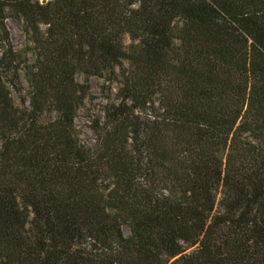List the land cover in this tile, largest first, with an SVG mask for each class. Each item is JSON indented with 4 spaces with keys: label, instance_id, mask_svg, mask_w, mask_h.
<instances>
[{
    "label": "trees",
    "instance_id": "1",
    "mask_svg": "<svg viewBox=\"0 0 264 264\" xmlns=\"http://www.w3.org/2000/svg\"><path fill=\"white\" fill-rule=\"evenodd\" d=\"M0 264H264V0H0Z\"/></svg>",
    "mask_w": 264,
    "mask_h": 264
},
{
    "label": "rangeland",
    "instance_id": "2",
    "mask_svg": "<svg viewBox=\"0 0 264 264\" xmlns=\"http://www.w3.org/2000/svg\"><path fill=\"white\" fill-rule=\"evenodd\" d=\"M40 1L46 3L50 0ZM7 24L15 50L21 53L23 56L27 55L30 59H33L31 46L28 43L22 28L12 19H9ZM124 43L126 46H129L131 41L128 37H125ZM22 80L25 87H27L24 71H22ZM106 86L107 85L104 83V80L96 77L91 78V98L86 102L83 109L80 110L76 120L77 129L79 133H81V139L86 144L94 143V134L92 132V128L95 125V121L103 117V109L106 105L107 98V91L105 90ZM117 87V84L112 86L114 92L116 91ZM14 96L16 103L20 104V99L18 96L16 94ZM124 231L126 235H129L128 228H125Z\"/></svg>",
    "mask_w": 264,
    "mask_h": 264
}]
</instances>
